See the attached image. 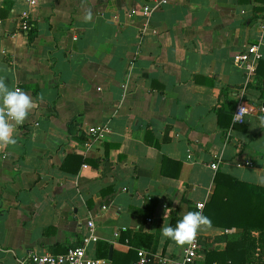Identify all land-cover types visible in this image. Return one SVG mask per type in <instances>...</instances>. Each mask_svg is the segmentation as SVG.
I'll use <instances>...</instances> for the list:
<instances>
[{
  "label": "crops",
  "instance_id": "0c3cea01",
  "mask_svg": "<svg viewBox=\"0 0 264 264\" xmlns=\"http://www.w3.org/2000/svg\"><path fill=\"white\" fill-rule=\"evenodd\" d=\"M151 1L0 0V77L43 96L0 150V264L65 251L88 219L85 257L99 264H131L137 248L148 264H231L209 254L228 241L243 258L233 264H264L258 227L212 224L191 263L161 235L208 200L216 169L264 176V44L249 74L232 61L264 37V0H166L143 16ZM238 103L252 107L234 120ZM162 154L180 162L175 177L161 175Z\"/></svg>",
  "mask_w": 264,
  "mask_h": 264
},
{
  "label": "trees",
  "instance_id": "16d2710c",
  "mask_svg": "<svg viewBox=\"0 0 264 264\" xmlns=\"http://www.w3.org/2000/svg\"><path fill=\"white\" fill-rule=\"evenodd\" d=\"M29 34V39L34 33L31 26L25 28ZM261 91V95H262ZM216 113H220V104L215 107ZM231 118L227 114V121ZM155 147L157 145L155 144ZM180 162L164 154L160 157V173L162 176L173 178L176 176ZM213 188L209 198L204 202L199 210L210 218L213 225L230 227L238 226L242 233L247 227H258L264 230V187L241 181L230 174L216 169L213 174ZM188 211L197 210L189 207ZM182 216L171 214L168 226L175 227ZM140 244L149 249L151 234L142 233ZM243 238V235L241 236ZM236 241L226 242L222 251H210L209 254H221L223 258L229 259L230 263L241 261L243 258L233 253ZM208 254V252L206 253ZM150 261V254H147Z\"/></svg>",
  "mask_w": 264,
  "mask_h": 264
},
{
  "label": "clouds",
  "instance_id": "9594fccd",
  "mask_svg": "<svg viewBox=\"0 0 264 264\" xmlns=\"http://www.w3.org/2000/svg\"><path fill=\"white\" fill-rule=\"evenodd\" d=\"M92 20L91 10H87L84 16L85 22ZM19 88H11L4 77H0V150H6L17 145V129L28 119L31 112L38 107V101ZM245 111L241 107L239 114ZM238 114V115H239ZM255 182L264 187V176L257 177ZM212 227L210 218L205 216L202 210L188 211L175 227L165 226L162 228L163 239L171 240L179 248L193 247L202 231Z\"/></svg>",
  "mask_w": 264,
  "mask_h": 264
},
{
  "label": "built area",
  "instance_id": "2783aa9c",
  "mask_svg": "<svg viewBox=\"0 0 264 264\" xmlns=\"http://www.w3.org/2000/svg\"><path fill=\"white\" fill-rule=\"evenodd\" d=\"M37 0H28L29 3H34ZM166 0H152L151 2H147L142 4L140 7V12L143 16H147L149 12L155 7H158L160 3L165 2ZM131 12H134L133 9H131ZM28 22L26 21L25 16H21L18 26L19 29H24L27 27ZM264 44V37L259 38L256 42L247 44L245 48H243L240 51H237L232 56V61L237 64L238 66H241L244 68L246 74H249L255 67L261 52H260V46ZM241 107H244L245 112H248L251 110V105H244L238 103L235 106V109L232 113V119L240 120L243 113L239 114V110ZM260 109L264 110V103L261 104ZM239 114V115H238ZM88 132L90 133H98L99 134V128L90 126L88 128ZM247 164L250 163L249 160L246 161ZM212 166H214V163H211ZM202 202H196L195 205L197 208H200L202 206ZM86 228L85 232L83 233L80 242L74 246L68 247L63 252L58 253H52V252H30L24 256H21L18 258V264H99L102 262L101 259L97 258H90L87 259L85 257V247L87 244L91 241L96 240V235L93 230V222L88 219L85 221ZM198 247V240L195 243V246L193 247H184V255L183 260L186 263H191L192 259L195 255H197L196 250ZM147 251H145L143 248H137L136 249V257L131 262V264H148L149 258L147 256Z\"/></svg>",
  "mask_w": 264,
  "mask_h": 264
},
{
  "label": "water",
  "instance_id": "95a60500",
  "mask_svg": "<svg viewBox=\"0 0 264 264\" xmlns=\"http://www.w3.org/2000/svg\"><path fill=\"white\" fill-rule=\"evenodd\" d=\"M110 251V246L108 247V252Z\"/></svg>",
  "mask_w": 264,
  "mask_h": 264
}]
</instances>
